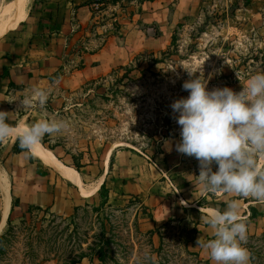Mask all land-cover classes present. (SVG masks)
<instances>
[{
	"label": "rangeland",
	"instance_id": "obj_1",
	"mask_svg": "<svg viewBox=\"0 0 264 264\" xmlns=\"http://www.w3.org/2000/svg\"><path fill=\"white\" fill-rule=\"evenodd\" d=\"M18 1L0 0V20L10 17ZM33 3L34 0L30 11ZM237 7L234 3L226 11L220 5L207 4L178 23L166 49L135 54L133 61L124 65L125 69L118 66L104 76L106 79L89 81L73 92H58L44 108H19L20 114L25 111L26 115H16L8 122L17 126L23 120L30 126L43 118L67 121L66 131L46 135L41 142L76 168L89 187L106 175L110 168V164L106 167L107 157L118 149H131L169 165L163 146L174 150L181 141L178 114L171 105L189 95L183 88L185 81L201 76L208 80L209 90L230 87L239 92L251 75L264 72V14L251 15ZM0 110L8 112L6 108ZM17 142L20 147L17 137L0 142V235L9 228V219L17 226L26 223L16 231L19 238L9 246L6 264L28 263L29 240H33L36 253L33 264L41 259V264H72L73 259L79 264H90L92 257L98 263L97 244L106 239H110L111 248L106 254L108 264H136L148 259L153 250L157 264H210L193 245L202 224V209L223 210L230 199L239 198L206 190L196 178L200 173L199 161L179 153L183 163L177 172L168 175L173 182L176 180L180 202L184 200L188 208L175 212V218L170 217L154 229H147L146 223L152 217L140 199L118 197L109 188V193L100 188L96 195L85 198L72 215L45 207L28 214L30 206L38 205L17 203L19 189L21 194H35L43 176L39 171L63 178L29 151L15 154ZM31 185H35L33 190ZM4 186H9L11 195L6 221ZM239 199L241 216L244 210L246 215L249 213L243 219L247 225L245 247L250 252V264H264V203L252 198ZM255 209L260 216L253 217ZM33 235L38 238H31ZM83 252L89 256L78 260Z\"/></svg>",
	"mask_w": 264,
	"mask_h": 264
},
{
	"label": "crops",
	"instance_id": "obj_2",
	"mask_svg": "<svg viewBox=\"0 0 264 264\" xmlns=\"http://www.w3.org/2000/svg\"><path fill=\"white\" fill-rule=\"evenodd\" d=\"M234 3L238 11L264 14V0H114L96 13L87 0H34L26 19L0 40V109L8 110L9 120L24 117L25 111L19 112L20 101L33 87L51 88L50 97L76 91L127 65L135 54L166 49L178 23L207 4L229 11ZM174 148L163 146L169 165L131 149L115 150L105 175L111 193L137 197L148 207L152 219L146 225L150 230L188 208L180 202L176 180L168 175L183 163L182 154ZM40 177L35 194H21L19 189L20 205L26 202L72 215L90 197L77 193V186L63 177ZM34 188L31 185L30 190ZM202 210L193 245L213 264L197 240L211 238L212 230L202 217L217 209ZM243 212L242 218H248L249 213Z\"/></svg>",
	"mask_w": 264,
	"mask_h": 264
},
{
	"label": "clouds",
	"instance_id": "obj_3",
	"mask_svg": "<svg viewBox=\"0 0 264 264\" xmlns=\"http://www.w3.org/2000/svg\"><path fill=\"white\" fill-rule=\"evenodd\" d=\"M204 80L199 76L185 81L183 88L189 95L171 105L181 129L176 150L199 161L196 178L206 190L264 203V72L251 75L239 92L230 87L209 90ZM51 91L33 87L20 101L21 108H44ZM8 121V112L0 110V142L15 135L21 149L29 152L46 135L69 127L67 121L56 118H43L30 126H13ZM239 198L202 217L212 230L211 238H199L197 246L207 251L213 264H250Z\"/></svg>",
	"mask_w": 264,
	"mask_h": 264
},
{
	"label": "bare ground",
	"instance_id": "obj_4",
	"mask_svg": "<svg viewBox=\"0 0 264 264\" xmlns=\"http://www.w3.org/2000/svg\"><path fill=\"white\" fill-rule=\"evenodd\" d=\"M31 3L32 0H19L17 3L16 10L10 15V17L4 20H0V40L5 37L10 31L17 29L19 24L26 19ZM18 125L28 126L23 120ZM12 137L16 138L15 135H13ZM30 153L37 159H39L45 166L51 168L56 173H58L65 180L76 185L83 194H86L90 197L96 195L99 189L102 187V184L104 183L105 176L102 175L97 181V183H95L93 186H87V184L84 183L81 174L76 168L63 162L54 151L47 148L42 142ZM110 160L111 152L107 157L106 167L109 166ZM4 191V221H6L11 207V195L9 192V186H4ZM1 229L2 227L0 228V231Z\"/></svg>",
	"mask_w": 264,
	"mask_h": 264
},
{
	"label": "trees",
	"instance_id": "obj_5",
	"mask_svg": "<svg viewBox=\"0 0 264 264\" xmlns=\"http://www.w3.org/2000/svg\"><path fill=\"white\" fill-rule=\"evenodd\" d=\"M87 3H89V1H87ZM126 67L127 66H120L119 69H125ZM114 73H115V71H114ZM101 79L103 80V79H106V78L103 77ZM93 81H97V80H93ZM93 81H91V82H93ZM24 151H26V150L21 149L20 147H18V142H17L15 144L14 148H13V152L15 154H20V153H22ZM39 174L43 175V176L46 175V174H44V173H42L40 171H39ZM101 190L102 191H105V190L108 191L109 190L107 188L106 183L102 184ZM108 193H109V191H108ZM106 198H107V196H106ZM16 202L20 203L19 199L16 200ZM34 209L42 210V207L41 206H35V207L30 206L29 209H28V214L29 213L32 214ZM257 216H260V213L257 211V209H255V213L253 214V217H257ZM23 221L27 222V220H23ZM8 224H9V228L7 229V231L4 234L0 235V264H6V263H4V261L7 260L8 253H10V251H8L9 246L11 245L12 242L16 241L15 239L19 238L18 237L19 235L17 234L16 231L19 230V229L24 228V224H26V223H23V224H20V225L17 226V225H14L13 222L9 219L8 220ZM29 226H31V223L29 224ZM30 232H31V229H30ZM41 232H42V229L38 233H36V235L37 236L40 235ZM36 235H33L31 238L37 239L38 237ZM31 242H33V240ZM31 242H30V240L28 241V249L26 251V255H28V257H27V262L28 263L27 264H33L34 260H35V254L36 253H35V251L33 249V243H31ZM26 245L27 244H25V248H26ZM97 247L98 248L96 249V253H97V256H98V263H96L94 261V259H92L93 258L92 257L90 259L91 260L90 264H108L107 260H106V254H107V251L111 249L110 248V239H106L105 241H101V244L100 245L97 244ZM154 251L155 250H153L151 252V255L148 257V259H146L145 261L142 260L140 262H137L136 264H157V262H156V260L154 259V256H153V252ZM194 254L197 256L196 253H194ZM88 256H89L88 253L83 252V253H81V255H79L78 260L82 261L83 259L87 258ZM146 261H147V263H146ZM41 262H42V259L39 260V261H36L35 264H41ZM79 263L80 262H78L77 260L73 259L72 264H79ZM116 263H119V262L116 261Z\"/></svg>",
	"mask_w": 264,
	"mask_h": 264
},
{
	"label": "built area",
	"instance_id": "obj_6",
	"mask_svg": "<svg viewBox=\"0 0 264 264\" xmlns=\"http://www.w3.org/2000/svg\"><path fill=\"white\" fill-rule=\"evenodd\" d=\"M89 1L88 5L91 6L93 12H100L104 9L105 6H107L109 3H111L114 0H87Z\"/></svg>",
	"mask_w": 264,
	"mask_h": 264
}]
</instances>
